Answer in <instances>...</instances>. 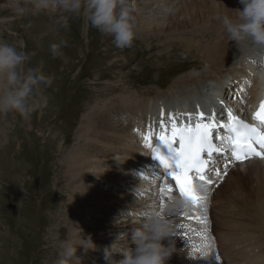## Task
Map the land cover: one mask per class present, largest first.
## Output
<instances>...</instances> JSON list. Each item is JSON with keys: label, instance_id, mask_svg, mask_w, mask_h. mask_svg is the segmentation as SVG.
Returning a JSON list of instances; mask_svg holds the SVG:
<instances>
[{"label": "rangeland", "instance_id": "obj_1", "mask_svg": "<svg viewBox=\"0 0 264 264\" xmlns=\"http://www.w3.org/2000/svg\"><path fill=\"white\" fill-rule=\"evenodd\" d=\"M190 1L187 0V3ZM168 2L170 4H167ZM177 2L157 0L149 6V9L153 10L155 18H168L172 15H164L158 8H161L164 3L174 8L175 5L178 6ZM12 3L13 0H0V36L2 35L0 41L17 45L18 50L28 53L30 59L26 61L24 68L38 69L45 76L50 77L52 83L48 86H40V96L46 100V104L38 110L27 116H21L15 111L0 114V264H58L61 259L59 247L61 242L76 244L75 246L82 244L79 247L89 245L71 236L73 232L71 224L74 223L72 222L74 219L70 220L68 214L71 206L68 200L69 179L67 178L71 171L67 161L73 153L84 151L82 146L86 144V140L85 137H81V134L91 130L90 123L94 115H103L106 98L116 100L120 104L127 105L130 102L134 104L136 101L148 99L156 92L165 90L176 78L189 72L202 70L205 64L195 54L180 52L182 49L176 44L173 46L174 52L171 53L170 59L154 61L159 52L157 49L149 51L148 46H160V40L153 38V42L148 45L147 38L145 40L138 34L131 48L118 49L113 45L111 37L90 26L83 11L75 15L63 10L56 14L49 11L34 13L29 10L25 15L18 16L13 10ZM20 4L31 9L28 0H20ZM143 15L146 20H153L150 14ZM181 15L176 16L180 23L190 17L188 14ZM64 17L68 18L67 27L64 26ZM182 30L165 40L174 38L180 44L196 41L193 32ZM52 41L66 42V46L62 45L56 56H53L50 51ZM167 48L170 47L166 46L164 49ZM40 50L44 51L41 53ZM241 91L244 93L245 90ZM238 99H234L235 102L231 103L233 110L240 105ZM104 118L105 116H102V119ZM101 122L104 125L118 127L123 120L121 116H111ZM83 161L79 158L75 165H84ZM248 162L245 167L241 164L229 166L227 175L218 180V187L212 192L213 196L207 212V234L211 235L215 241V250L220 264H241L242 261L240 262L239 259L243 258L231 251L233 249L235 252L236 248L243 250L241 256L245 254V263L256 259L264 261V161L250 160ZM114 167L121 170L118 165ZM126 167L131 172L132 168L129 165ZM108 170L110 168H92L90 172H101L109 176ZM231 173H233L232 176ZM86 175L81 176L73 185L77 187L82 181L89 182L91 178ZM229 176L231 190H226L224 194L225 197L232 194L230 207L233 209V221L229 224L230 231H227L228 235L232 236V241L231 244H224V247L220 244L219 224L214 220L212 212L221 183ZM138 178H142L140 174ZM93 181V185H96L94 190L97 192L111 196L122 192L106 180L94 179ZM127 182L122 184L123 187L129 186ZM140 183L141 180H138L137 184ZM142 195L141 198L146 199ZM98 202L110 203L111 200ZM104 213L96 207L86 208L83 210L82 219L90 223L91 228L98 225L104 227L110 222L116 225L119 222V217L108 221ZM183 213L189 214L185 209L170 213L178 235L173 237L175 247L182 250L191 248L190 255L194 250L193 257L199 260L196 264L211 263V259L207 260L204 257L206 254L201 255L200 251H197V249L202 250V241L196 233L203 226L194 219H187ZM190 213L189 215H192V211ZM145 215L146 213L140 219L135 217L132 221H138L139 226L142 223L140 220H143ZM87 230L77 227L75 232L88 234ZM112 232L114 231H102L95 228L94 233L98 237L94 238H104ZM122 232L115 230L114 234L118 235ZM248 242L252 246L246 247ZM126 243L127 241H123L121 246H127ZM165 243L168 241L166 240ZM211 243L213 245V242ZM106 247L110 246H102L88 254L95 256L98 262L109 264L104 256L96 254L104 252ZM130 247L134 249L135 245L130 244ZM224 248H228V251L223 250ZM249 249L255 253L261 249L262 253L257 254L256 259L248 258L249 254L244 251ZM76 251L70 258L69 264L71 260L76 262L80 259L78 263L86 264L83 262L85 251L78 248ZM215 254L213 251V255ZM202 257L205 260H202ZM122 258L120 254L112 257L117 262ZM87 262L97 264L91 258ZM175 262L190 264L188 259L182 263L176 259ZM175 262L173 264H176Z\"/></svg>", "mask_w": 264, "mask_h": 264}, {"label": "bare ground", "instance_id": "obj_2", "mask_svg": "<svg viewBox=\"0 0 264 264\" xmlns=\"http://www.w3.org/2000/svg\"><path fill=\"white\" fill-rule=\"evenodd\" d=\"M156 1L157 0H137L136 12L137 34L144 37L145 40L147 38L146 41H148V45H150V42H153V38L160 40V46H148L149 51L157 49V52H159L154 58V61L161 62L165 59H170L171 53L174 52V50L172 51L174 48L173 46L176 44L178 48L182 49L180 52L197 55L199 60L204 62L205 68L200 71L189 72L176 78L165 90L156 92L148 99L136 101L134 104L131 102L129 104L127 103V105L120 104L116 100H109L110 98H106L107 102L104 105L105 112L103 115H94L93 121L90 123L91 130L81 134V137H85L86 140V144L82 146L84 147V151L73 153V155L70 156L71 158L69 157L70 160L67 161L71 171L67 178L69 179L68 200L71 206V211L68 212V214L70 215V220L74 219V221L72 220L74 223L71 224V227H73L71 236L85 242L91 238V242L95 246L94 248H91V243H89V245L87 244L88 247H79L82 244L75 246V248L85 251V254H83L85 260L83 262L86 264H90L87 262L89 258L95 260L97 264H105L103 262H98V259L95 256H91L90 253H92L94 249L96 250L102 246H111L117 236V234H114L115 230H120L130 234L133 226H138V221H132L133 218L136 217L135 219H140L144 213L150 214L154 210L159 209L162 204L159 191L161 182L158 179H154L156 177H160L161 172L158 171L156 165H153V163L149 160L148 152L140 145L137 136L141 135L144 131L145 133L148 131L149 125H146V120L149 118L151 122L153 115H159L162 108L166 109L168 107L175 108L177 110L187 109L188 111L195 113L197 111V106H199L202 110L211 109L221 116L225 114L226 109H232V112L237 114V117L247 120L250 110L248 106L257 98L256 95L261 89L259 81L262 80L258 66V57H260L261 52L264 50V45L255 44L250 38L242 40L237 44L235 41L231 40L230 36L226 32L225 26L221 22V19L218 18L227 15L234 22H236L238 18L234 10L242 9L243 7L239 3V0H191L190 3H187V0H174L178 1V6L175 5L174 7V14H170L172 15L171 17L161 19L153 17V10L151 9L150 11L149 9V6ZM165 1L167 2V0ZM167 4L170 3L168 2ZM158 9L161 10V8ZM60 11L62 10L49 12L56 14L60 13ZM143 14H150V17H153L154 21L146 20V18L143 17ZM185 14H188L190 17L188 19L185 18L186 20H183L184 22H181V24L177 17L179 15L185 16ZM181 29L185 32H193V36L196 41H186L181 42L180 44L174 38L165 40V38L168 39L169 37L181 32ZM166 46L170 48H167L168 50L164 49ZM39 56L41 57V55ZM155 64L158 65L157 63ZM241 90H245L244 93H241ZM113 92H111V94ZM234 99H238V103L240 104L236 110H233L232 105L233 102H235ZM221 100L223 101V104L220 103ZM242 102L246 105L241 104ZM102 116H105L107 119L111 118V116H121L123 122L118 127L104 125L101 121H104L105 118L102 119ZM217 143H219V141H217ZM79 158L84 160V165H75ZM142 161H144V163ZM141 162L142 164H140ZM216 162L220 167L223 159L219 158ZM248 163L249 162L247 161L240 164L245 167ZM115 165H118L121 170H118V168L115 169ZM128 165L132 168L131 172H129V168L126 167ZM105 167L106 169L110 168V170L107 171L109 176H106L105 173L101 172H90V169L92 168L100 169ZM220 169L223 171V168ZM137 173L140 174L142 178H138ZM83 175L89 176L91 178L90 181H82L79 186H74L73 184H76V181L81 176L83 177ZM232 175L233 173H231V176ZM209 177L215 181L214 185H216L219 179H217L212 172ZM94 179H98L100 181L106 180L109 183L111 182L115 189L122 192H118L115 196H111L110 194L106 195L100 191L97 192L94 190V187L96 186L93 185ZM138 180H141L140 184H137ZM125 181H128L127 183L129 186L127 188L122 185ZM229 182L230 176L223 183H221V189L217 192L215 197L213 205L214 209L212 212V215L216 218H214V220H216V222L218 221L219 224L218 228L220 229L219 233L221 234L218 236L220 237L221 246H224V244H231L232 241V236L228 235L229 233L227 232L231 229L229 224L233 221V209L230 207L232 204L230 195L232 194H229L226 197L224 194L225 191L231 187V183L229 184ZM214 185L201 189V191L210 192L206 206L207 210L203 213V215L206 216L207 221V212L211 204ZM125 192H127V194H124ZM141 195L146 197V199L141 198ZM99 200H111V202L99 203ZM168 200L169 198L165 196L163 198V204H166ZM91 207L98 208L101 213L106 211L107 213L104 214L108 217L106 218L108 221L119 217V222L116 223V225H112L113 223L111 224L110 222L109 225L104 227L101 225L92 228L89 227L90 223H86L82 218L83 210ZM185 210L191 214L189 210ZM140 221L143 222V220ZM117 225L121 226L116 227ZM77 227L88 229V234L75 232ZM95 228H99L102 231L112 230L114 232L108 234L104 238L99 237L95 239L94 237L97 236L94 233ZM91 229L94 230L90 231ZM210 236L211 235H209V237ZM212 241L213 240H211V242ZM250 245L251 244L248 242V245L245 246L249 247ZM212 248H214L213 245ZM176 249L177 251L172 254L170 259L167 261V264H173L176 259L181 263L182 261L188 259L190 264H196V261H199L193 257V254L195 253L194 250L190 255L191 248L188 250H182L180 248ZM227 249L224 248L223 250L228 251ZM231 251L235 253L236 256L238 255L243 258L239 259L240 262L242 261L241 264H264V261H262L263 259H256V257L262 253L261 249L258 250L257 253L251 249L244 251L246 254H249L248 258L256 259L249 261L248 263H245V254L241 256L243 254V250L241 251L236 248L235 252L233 249ZM88 252L90 253L88 254ZM96 254L104 256V252ZM251 254L253 256H250ZM114 255L117 254H113V256ZM79 261L72 262L71 260L70 264H80L81 262L78 263Z\"/></svg>", "mask_w": 264, "mask_h": 264}, {"label": "clouds", "instance_id": "obj_3", "mask_svg": "<svg viewBox=\"0 0 264 264\" xmlns=\"http://www.w3.org/2000/svg\"><path fill=\"white\" fill-rule=\"evenodd\" d=\"M31 9L21 6L20 0H13L12 7L18 16L29 10L57 11L79 15L82 11L92 28L112 38L118 49L131 48L137 32V0H28ZM242 9L234 10L237 21L229 16L218 17L225 26L232 41L237 44L250 38L255 44L264 45V0H239ZM233 11V10H232ZM164 15L173 14L175 9L166 3L162 5ZM68 18L64 17L67 27ZM65 41L50 45L53 56L59 54ZM30 59L28 53L18 50L14 44L0 41V114L15 111L27 116L46 104L40 96L41 85H51L52 80L38 69L24 68ZM188 207L181 197H170L166 204L150 214H146L139 226H133L130 233L122 232L115 238L110 247L104 249V258L109 264H167L172 254L177 251L173 237L178 236L170 213ZM168 243H165V241ZM127 241V246L121 242ZM85 242V241H84ZM85 243H91V238ZM134 244L135 248L130 247ZM61 259L58 264H69L76 251L75 245L61 242L59 245ZM113 254L123 258L118 262L112 259Z\"/></svg>", "mask_w": 264, "mask_h": 264}, {"label": "snow or ice", "instance_id": "obj_4", "mask_svg": "<svg viewBox=\"0 0 264 264\" xmlns=\"http://www.w3.org/2000/svg\"><path fill=\"white\" fill-rule=\"evenodd\" d=\"M220 103L223 104V101ZM197 109L195 113L187 114H165L162 111L158 124L160 131L155 133L152 125H149L148 131L143 135V141L145 147L151 151L152 159L158 160L164 171L162 178H154L161 182L159 188L161 206L165 196L171 197L174 182L180 197L191 205L192 215L188 213L183 215L203 226L196 235L201 238L203 248L210 250L208 221L203 215L207 210L210 192L201 189L215 184L209 177V172H213L217 179H223L230 164L236 162L243 164L254 157L264 159V100H261L259 108L252 116L257 124L240 119L231 109H226L227 120L224 123L217 120L215 111L206 115L199 110V106ZM177 117H183L187 123L179 124ZM221 129L226 130L228 135H218ZM161 146L166 148L170 155L166 156ZM224 152H229L230 155L224 156L223 171L220 168H212L213 154ZM216 259L219 260V257L216 256Z\"/></svg>", "mask_w": 264, "mask_h": 264}]
</instances>
